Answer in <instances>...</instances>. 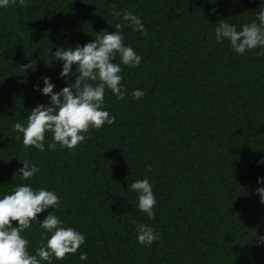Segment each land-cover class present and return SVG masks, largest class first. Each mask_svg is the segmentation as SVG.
Listing matches in <instances>:
<instances>
[{"label": "trees", "instance_id": "trees-1", "mask_svg": "<svg viewBox=\"0 0 264 264\" xmlns=\"http://www.w3.org/2000/svg\"><path fill=\"white\" fill-rule=\"evenodd\" d=\"M113 7L138 15L149 33L123 28L125 45L142 60L132 68L116 56L126 96L106 88L104 103L115 123L90 129L72 150H48L51 132L44 151L25 147L13 125L27 126L32 109L50 106L42 78H51L55 93L78 74L73 64L61 78L63 61L49 64L50 50L114 32L122 18ZM261 9L264 0H26L24 7L17 0L0 8V199L25 184L53 191L60 206L38 219L53 212L85 236L76 254L51 264H264L256 191L264 188L257 182L264 178V48L237 54L215 39L220 20L239 31L259 23ZM134 90L145 95L135 99ZM24 159L40 169L29 180L14 178ZM145 178L156 196L154 219L128 189ZM141 223L159 236L151 246L137 242ZM22 235L30 254L50 237L39 221Z\"/></svg>", "mask_w": 264, "mask_h": 264}, {"label": "clouds", "instance_id": "clouds-1", "mask_svg": "<svg viewBox=\"0 0 264 264\" xmlns=\"http://www.w3.org/2000/svg\"><path fill=\"white\" fill-rule=\"evenodd\" d=\"M17 3V0H0V8H6L10 4ZM19 6L24 7L26 0H18ZM111 14L114 17L122 18L121 23L115 24V31L100 32L94 42L83 46L79 44L73 49L58 48L54 53L50 50L51 59L49 64L55 61H63L60 77H68L72 74V66L75 64V83L66 80L65 86L59 92H53L55 85L50 77H43L44 87L42 94L50 98V106L37 105L30 111L27 118V126L17 122L13 125L17 133L23 134L25 147H35L39 151L45 150L46 134H53L52 142L47 144L48 150L55 151L57 144L69 150L77 147L86 138L85 134L90 129H100L105 124L112 125L116 117L105 110V90L110 89L112 94L123 100L126 96V89L122 84L121 66L115 62L119 55L123 65L137 67L142 57L128 45H125L123 28L125 25L131 27L135 32L149 36L140 17L127 10L117 11L112 8ZM255 20L250 24H244L241 30L220 20L215 28V39L217 43L224 40L230 42V46L237 54H244L247 50L257 47L264 48V9L257 14ZM264 54V53H262ZM32 68V62L21 65L22 71ZM39 89V85H34ZM145 95L142 90H134L132 96L141 99ZM19 139V137H17ZM21 161V160H20ZM23 167L18 169L14 175L20 176L23 180L31 179L40 171L39 167L29 160L21 161ZM264 162V161H262ZM151 166L148 171L151 172ZM264 178H258V183ZM129 190L139 193L138 208L147 214L149 219L155 218L153 211L156 205V196L153 186L147 178L131 183ZM256 191L264 203V188ZM60 197L53 191L45 188L34 189L30 185L16 186L11 194L4 195L0 199V264H51L52 259L63 260L69 254H76L85 244V236L73 227H65L59 216L49 212L40 220L38 214L60 206ZM39 221L40 227L49 233L50 237L46 242L42 240L40 246L35 249V254L29 253L30 241L22 233L29 229L33 222ZM17 222L18 226H13ZM137 242L141 245L151 246L159 239L152 227L146 224H137ZM264 243V236L258 237ZM80 260H86L87 253L80 255Z\"/></svg>", "mask_w": 264, "mask_h": 264}]
</instances>
